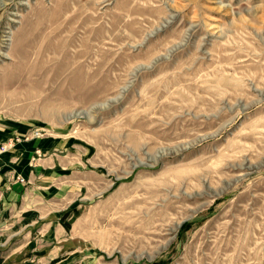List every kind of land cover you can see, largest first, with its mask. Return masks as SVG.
Segmentation results:
<instances>
[{
	"label": "rangeland",
	"instance_id": "374dc122",
	"mask_svg": "<svg viewBox=\"0 0 264 264\" xmlns=\"http://www.w3.org/2000/svg\"><path fill=\"white\" fill-rule=\"evenodd\" d=\"M0 130L70 143L89 264H264V0H0Z\"/></svg>",
	"mask_w": 264,
	"mask_h": 264
},
{
	"label": "crops",
	"instance_id": "0c3cea01",
	"mask_svg": "<svg viewBox=\"0 0 264 264\" xmlns=\"http://www.w3.org/2000/svg\"><path fill=\"white\" fill-rule=\"evenodd\" d=\"M19 135L0 130V146ZM69 144L46 136L0 155V264H89V240L64 237L86 201L64 159Z\"/></svg>",
	"mask_w": 264,
	"mask_h": 264
},
{
	"label": "built area",
	"instance_id": "2783aa9c",
	"mask_svg": "<svg viewBox=\"0 0 264 264\" xmlns=\"http://www.w3.org/2000/svg\"><path fill=\"white\" fill-rule=\"evenodd\" d=\"M41 133L39 131H35L31 136L28 137H24V138H16L15 140H12L11 142L5 143L3 145L0 146V155L7 152L9 150V148L14 144V142H21L24 140L29 141L31 139H39L41 138ZM20 182L25 183V180L23 178L19 179ZM0 199H1V195H0Z\"/></svg>",
	"mask_w": 264,
	"mask_h": 264
}]
</instances>
